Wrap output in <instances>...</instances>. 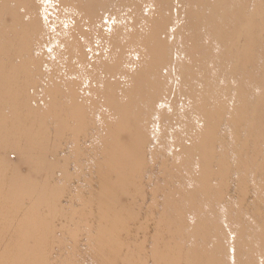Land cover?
Here are the masks:
<instances>
[{
    "label": "bare ground",
    "instance_id": "1",
    "mask_svg": "<svg viewBox=\"0 0 264 264\" xmlns=\"http://www.w3.org/2000/svg\"><path fill=\"white\" fill-rule=\"evenodd\" d=\"M0 35V264H264V0H0Z\"/></svg>",
    "mask_w": 264,
    "mask_h": 264
},
{
    "label": "rangeland",
    "instance_id": "2",
    "mask_svg": "<svg viewBox=\"0 0 264 264\" xmlns=\"http://www.w3.org/2000/svg\"><path fill=\"white\" fill-rule=\"evenodd\" d=\"M59 10H57V11H55L54 13L52 12V14L54 15V17H55V14L56 13H60V11L58 12ZM172 11V10H171ZM174 11H172V13H173ZM8 22H10V23H8ZM6 24L9 26V24H11V21L10 20H7L6 21ZM2 37H5L4 35H0V40H3V39H5V38H2ZM164 72H166V71H164ZM158 94V93H157ZM160 96V93H159V95H158V98H162L161 96ZM159 106V108H163L164 107V105L163 104H160V105H158ZM174 115V113L173 112H170V114H169V116H173ZM128 121H129V123L128 122H125V126H123V127H119V130H118V132H119V134H118V140H119V142L121 143V144H125V145H129L130 144V136H131V133L132 132H130V130H128V128L130 129L131 128V126L132 127H134V124L132 123V120L131 119H128ZM90 129H92V128H90ZM90 132V131H89ZM143 134H141V136H142ZM116 137H117V135H116ZM145 140H146V138L145 139H143V141L145 142ZM143 143V142H142ZM148 143V142H147ZM147 143H144V145H146ZM145 147H147V145L145 146ZM7 159H8V162L10 163H8L7 162V165L10 167H18V170H17V174H22V175H24L25 173L23 172L24 170V168L23 167H25L26 165H24V164H22L21 165V167L19 168V162L17 161V159H16V157L14 156V155H10V156H5ZM7 159H6V161H7ZM150 161H151V159H150V157H149V155H147L145 158H144V160L142 161V166H151V163H150ZM95 163H96V161H94ZM13 164V165H12ZM141 165V163L138 165V166H140ZM22 168V169H21ZM157 172L158 173V175L161 173V171H160V169L159 168H155L154 170H151V172H149V173H146V174H144L142 177H145L144 179H143V181L144 182H147L146 181V178L148 179V177L147 176H149V174H153V172ZM20 172V173H19ZM97 172H101L99 169H98V171ZM132 174V173H131ZM150 176H152V175H150ZM154 177H159V176H157V175H153ZM152 176V177H153ZM72 177H73V175H72ZM123 177H130V176H127V174L126 173H124V175H123ZM133 177H138L139 178V180H141L140 182H143L142 181V178H141V176H139L137 173H136V170H135V173L133 174ZM40 178H42L43 179V177H40ZM157 178H155L153 181H152V183H155V185L158 183H160V185L162 184V185H164L163 184V181L161 182L159 179H157V183L155 182V180H156ZM39 180V179H38ZM144 182L143 183H141L142 184V186H140V187H143V189H144ZM140 184V185H141ZM157 184V185H158ZM139 184H137V186H138ZM63 186V185H62ZM139 186L138 187H136L135 186V191L136 192H138V190H141V188H140ZM142 189V190H143ZM143 192H144V195H147V194H149V193H147V192H145V190H143ZM142 193V192H141ZM146 193V194H145ZM120 195V194H119ZM128 195L127 194H122V195H120L119 196V202L117 203V205L118 206H121V207H118L117 205H116V208L118 207V208H121V209H124V206L125 207H127L128 206V201H127V199H128V197H127ZM145 198H147V199H149L150 197H148V196H146ZM122 200V201H121ZM157 201L159 202V199L157 198ZM155 202V200L153 201V203ZM123 207V208H122ZM129 208V207H128ZM127 209V208H126ZM125 209V210H126ZM130 216V215H129ZM129 216L128 217H125V218H128L129 219ZM132 216H130V218H131ZM133 218V217H132ZM142 218V216L140 215V217L139 218H136V223H138V221L139 220H142L141 219ZM133 225H135L134 223L132 224V226ZM135 226H133L131 229V231L130 232H134L135 234H137L138 235V233H136L135 232V228H134ZM137 232H138V230H137ZM59 232L57 233V236H59ZM140 236L141 235H139V238H140ZM140 240V239H139ZM138 240V241H139ZM137 243H139V242H137ZM151 249V248H150ZM72 260V259H71Z\"/></svg>",
    "mask_w": 264,
    "mask_h": 264
}]
</instances>
